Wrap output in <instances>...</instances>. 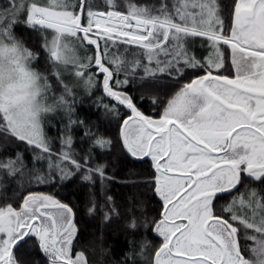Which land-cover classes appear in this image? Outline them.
Wrapping results in <instances>:
<instances>
[{
	"label": "snow or ice",
	"instance_id": "obj_1",
	"mask_svg": "<svg viewBox=\"0 0 264 264\" xmlns=\"http://www.w3.org/2000/svg\"><path fill=\"white\" fill-rule=\"evenodd\" d=\"M0 264H264V0H0Z\"/></svg>",
	"mask_w": 264,
	"mask_h": 264
},
{
	"label": "trees",
	"instance_id": "obj_2",
	"mask_svg": "<svg viewBox=\"0 0 264 264\" xmlns=\"http://www.w3.org/2000/svg\"><path fill=\"white\" fill-rule=\"evenodd\" d=\"M99 95V93H98ZM87 104L88 101H85L84 105L81 106V115H83L85 112H94L95 109H91L89 110L87 108ZM92 119H95V116L91 117ZM51 134H55L54 130ZM132 165H129V168H132ZM137 168L139 167L138 165L136 166ZM128 169H125V172H127ZM125 177H118V179H124ZM128 179H134L135 177H127ZM148 207H151V205H149ZM149 215H151L152 213H148ZM87 230L89 232H91L95 225L92 224H85L84 225ZM107 246H116L113 250L112 253V258L119 260L122 255H123V251H127V247H126V240H125V236L120 233V234H116V233H109L108 238H107V243H106V247Z\"/></svg>",
	"mask_w": 264,
	"mask_h": 264
}]
</instances>
